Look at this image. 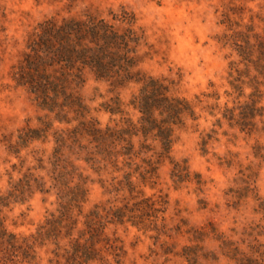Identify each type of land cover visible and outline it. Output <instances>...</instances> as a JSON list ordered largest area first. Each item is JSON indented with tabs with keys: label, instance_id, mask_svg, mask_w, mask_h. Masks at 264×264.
I'll return each instance as SVG.
<instances>
[{
	"label": "rangeland",
	"instance_id": "374dc122",
	"mask_svg": "<svg viewBox=\"0 0 264 264\" xmlns=\"http://www.w3.org/2000/svg\"><path fill=\"white\" fill-rule=\"evenodd\" d=\"M122 6L135 15V26L145 35L142 51L148 56L142 69L173 80L175 92L194 106L197 119H187L186 126L176 131L171 155L178 162L186 161L192 173H200L204 184L198 191L194 178L173 181L172 164L163 161L157 179L141 185V189L147 196H161L167 201L164 219H159L166 234L156 237L155 231L128 222L108 224L106 234L120 239L125 251L123 264H184L179 256L183 245L195 243L207 253L206 258L198 259L199 264H237L221 250L222 237L247 254L251 243L264 245V208H260L264 206V95L257 104L263 106L262 115L249 117L253 124L250 132L241 129L236 120L249 103L252 88L244 85L241 96L231 88L229 61L237 56L219 39L229 32L220 21L229 6L232 18L240 19L242 26L251 23L255 31L261 32L264 0H0V192H6L10 177L17 179L28 167L35 166V157H43L46 167L32 169L35 175L48 179L50 168L48 157L54 144L51 137L44 142L34 141L19 154L10 153L6 147V141L14 140L18 129L27 123L37 126V117L43 114L25 89L10 78L11 66L19 59L28 33L51 15L91 11L109 17V11L118 12ZM250 73L255 71L251 68ZM260 89L264 90L262 86ZM135 90V85L119 90L124 109L133 120L138 113L128 105V99ZM114 93L108 84L95 81L91 75L81 89L92 115L102 125L121 117L104 109ZM225 108L232 109L233 119L223 116ZM207 133L211 137L203 146L202 138ZM75 164L91 180L87 181L84 211L96 204L131 203L127 190L114 189L119 181H110L109 174L95 171L82 160ZM248 187L255 189L251 192ZM55 207L53 193L35 192L27 202L13 203L5 209V225L10 231L27 235ZM190 228L203 234L194 239L192 233H186ZM53 247L39 245L35 260L12 264H50Z\"/></svg>",
	"mask_w": 264,
	"mask_h": 264
},
{
	"label": "trees",
	"instance_id": "16d2710c",
	"mask_svg": "<svg viewBox=\"0 0 264 264\" xmlns=\"http://www.w3.org/2000/svg\"><path fill=\"white\" fill-rule=\"evenodd\" d=\"M231 12L227 6L221 14L220 23L229 32L219 39L237 56L229 61L231 88L239 91V96L243 95L244 85L252 88L250 101L236 120L241 129L248 128L250 132V118L262 115L263 110L257 104L264 95L260 89L264 88V26L261 32L255 31L251 23L242 26ZM135 20V15L122 6L118 12L109 11V17L91 11L51 15L37 22L28 33L19 59L11 66L10 78L25 89L43 114L37 117V126L27 123L18 129L16 138L8 139L6 147L10 153L19 154L34 141L44 142L51 137L54 144L48 157V179L33 172L32 169L46 168L44 158L35 157L37 164L17 179L10 177L8 189L0 192V264L33 261L37 246L46 244L54 246L50 264H123V245L116 235L106 234L108 224L128 222L155 231L156 237L166 234L159 219H164L167 201L161 196H147L141 189V185L157 179L163 161L172 164L173 181L194 178L196 190L201 191L204 180L200 173H192L186 161L178 162L171 155L176 131L186 126L187 119H197L194 106L175 92L173 80L142 69L148 52L142 51L145 35L135 26ZM251 68L254 74L250 73ZM88 75L115 92L104 103V109L120 115L119 120L102 125L92 115L81 94ZM131 85L136 90L128 105L137 111L136 120L127 115L119 94L120 89ZM223 116L233 119L232 109L225 108ZM210 137L207 133L202 138L203 146ZM81 160L95 171L109 174L110 181H119L114 189L127 190L131 203L96 204L84 211L87 181L91 180L75 164ZM247 189L253 192L255 188ZM35 192L53 193L55 209L34 232L24 235L8 230L5 209L13 203L27 202ZM260 208L264 206L261 204ZM186 233H192L194 239L203 234L192 228ZM249 247L247 254L230 239H221V250L235 263L264 264V245L255 241ZM179 256L184 264H199L198 259L206 258L207 253L198 243L185 244Z\"/></svg>",
	"mask_w": 264,
	"mask_h": 264
}]
</instances>
